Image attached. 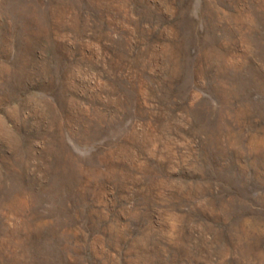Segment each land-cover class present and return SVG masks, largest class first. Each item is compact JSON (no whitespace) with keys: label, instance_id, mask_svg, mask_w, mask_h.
<instances>
[{"label":"rangeland","instance_id":"rangeland-1","mask_svg":"<svg viewBox=\"0 0 264 264\" xmlns=\"http://www.w3.org/2000/svg\"><path fill=\"white\" fill-rule=\"evenodd\" d=\"M0 264H264V0H0Z\"/></svg>","mask_w":264,"mask_h":264}]
</instances>
